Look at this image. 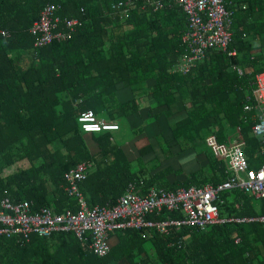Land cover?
I'll use <instances>...</instances> for the list:
<instances>
[{"label":"trees","instance_id":"trees-1","mask_svg":"<svg viewBox=\"0 0 264 264\" xmlns=\"http://www.w3.org/2000/svg\"><path fill=\"white\" fill-rule=\"evenodd\" d=\"M117 1L0 0V28L7 32L0 34V199L27 200L33 210L74 212L77 206L65 191L63 175L88 160L95 166L79 182V190L90 207L115 202L131 182L140 188L156 186V176L144 175L142 166L138 169L142 156L133 164L113 130L88 133L78 122L87 109L117 120L118 125L119 119L136 113L133 99L117 100L118 84L133 92L152 80L149 91L159 106L167 107V118L176 98L187 105L186 116L169 126L170 140L192 143L213 133L222 144L227 141L224 127H236V141L245 142L249 165L263 163L260 141L251 132L256 101L246 95L255 86L254 74L264 70V58L251 44L255 36L264 35V0H234L230 43L225 50H208L185 74L173 72L174 62L184 52L181 39L188 23L181 7L171 2L153 12L143 7L145 0H131L129 17L120 20L104 11ZM49 3L61 5V17L79 16L83 24L66 41L35 47L28 30ZM231 49L237 51L235 56L227 54ZM149 150L143 147L139 154ZM208 167V172L200 169L189 179L206 173L207 182L215 186L229 180L215 156L208 157ZM169 171L165 168L159 177ZM190 180L168 186L187 188ZM219 197L220 216L264 215V197L257 199L236 188ZM175 214L164 211L150 217ZM115 236L104 256L90 252L87 242L72 231L48 238L32 234L27 242L0 236V264H264V224L259 222H225L202 231L180 227L167 235L126 229Z\"/></svg>","mask_w":264,"mask_h":264},{"label":"built area","instance_id":"built-area-1","mask_svg":"<svg viewBox=\"0 0 264 264\" xmlns=\"http://www.w3.org/2000/svg\"><path fill=\"white\" fill-rule=\"evenodd\" d=\"M173 2L181 7L186 15L187 29L182 35L184 52L174 62L173 72L187 73L202 61L208 50H225L231 41V26L237 4L234 0H145L143 7L157 11ZM109 15L126 19L133 3L120 0L108 5ZM245 8V5H242ZM61 5L49 3L39 12L38 17L29 27V34L35 47L45 46L52 41L63 42L71 38L75 30L83 24L81 17H61ZM81 16L85 9L80 8ZM0 34L6 36L5 29ZM237 51L227 52L235 56ZM239 75L242 70L233 66ZM254 88L247 98L256 101L254 122L251 126L253 135L259 139L258 154L264 155V71L254 74ZM248 93V92H247ZM246 105L245 109L250 110ZM84 132L116 129L117 126L97 118L90 109L84 110L78 117ZM207 145L213 155L222 161L229 180L212 185H191L176 190L149 187L143 190L134 183H129L124 192L115 200L103 205L88 206L79 190V182L87 172L94 168L93 161H82L64 173V186L68 196L74 198L77 209H67L56 213L51 208L41 207L33 210L27 200L13 202L9 197L0 199V236L18 237L22 242L29 241L32 234L48 238L54 233L72 231L87 242V249L97 256H104L111 249V236L116 231L149 229L160 235H167L180 227H195L200 231L214 224L225 222H259L264 224V215L220 216L218 205L222 203L219 195L222 191L239 189L243 193L258 198L264 197V162L259 167H251L245 156V143L238 140L231 143H218L214 135H207ZM178 213L161 219V212ZM183 243L179 238L177 245Z\"/></svg>","mask_w":264,"mask_h":264},{"label":"crops","instance_id":"crops-1","mask_svg":"<svg viewBox=\"0 0 264 264\" xmlns=\"http://www.w3.org/2000/svg\"><path fill=\"white\" fill-rule=\"evenodd\" d=\"M251 44L254 47L253 51H255L257 55H261L264 58V35L255 36L254 39H251ZM153 83L154 82L152 80H148L146 84L141 88L135 87L136 89L133 92L130 90V88L124 87L121 84H118L117 86V90H116L117 100L119 102H126L127 100L133 99V103L138 107L136 113L129 115L125 120L126 125L128 124V127L132 129V131H134V136L131 139L132 141H130L129 145L127 143L124 146V149H126L127 152H129L128 157L133 161L132 162L133 164H136L135 159L137 158V156L138 159H141L140 156H142L141 160L143 164L139 165L138 163V169H142L140 167L142 166L144 169L143 171L144 175H146L147 177L149 176L157 177L156 180L157 183L154 184L156 186H152V187H162L165 189H170L169 186H171L172 184L174 183L178 184L188 181L190 180L189 178L192 174H194V172L200 169H204L205 167H208V157L206 156L205 153H200L201 151L199 150H198L199 154L196 153L197 149H199V146L198 143L194 141L192 142L194 145L191 143V148L196 145L197 146V148L195 146L196 150L195 148L191 149L189 146L188 149L191 150L189 151L185 149L187 150L188 153L185 155L186 152H183L184 157L182 160H180L176 164L175 162H172V164L168 163L170 156H173L174 153L180 154L183 151L181 147L178 148L179 146L178 143L175 144V141L170 140L171 134H170L169 126L170 124L173 125L175 121H179L186 116L187 113L185 109L187 105L185 106L182 100L176 98V101L174 103L175 105L171 107L172 109L171 113L167 118L166 116L167 107L159 106L156 103L155 98L153 97L151 91H149V86L152 85ZM118 130L119 128L113 131H118ZM207 135L209 136L214 134L209 133ZM138 140L139 141L143 140V141L139 143ZM146 146L149 147L150 149L149 152L140 155L139 154L140 150ZM163 146L170 147V149L166 151L163 149ZM245 148H246V144L244 147V151ZM197 155H201V156L197 157ZM165 168H170V171L163 177L162 176L159 177L161 172L164 171ZM205 172L208 171L206 170ZM205 176L206 173L203 174L202 176L199 175L196 178L191 179L190 186L197 185L198 181L204 179ZM205 178L206 180H204L203 183H201V185L210 183L207 182L208 177L206 176ZM146 188L149 187L147 186H144L143 188L141 187L142 190H145ZM256 198L260 199L258 197ZM258 204H259V200H256L255 201L256 208H258ZM243 223H251V222H243ZM114 236L115 235L111 236V238L113 239ZM116 240L117 239H115L114 242H116ZM114 242H112V244ZM235 242H239V238H236Z\"/></svg>","mask_w":264,"mask_h":264},{"label":"rangeland","instance_id":"rangeland-1","mask_svg":"<svg viewBox=\"0 0 264 264\" xmlns=\"http://www.w3.org/2000/svg\"><path fill=\"white\" fill-rule=\"evenodd\" d=\"M97 117H98V119H102L103 121L115 124L117 126V128L111 129V130H117L119 128L118 131H111V133L114 136L115 141L118 144L123 145V146H125L127 143L129 145L130 141H132L131 139L134 136V131H132V129H130L128 127V124L126 125L125 119H119L118 122L120 125H118L117 123H114V122H117V120H115L113 122L109 121L106 118H104V115H102V114L98 115ZM224 131H225L224 135L226 137L225 140H227L225 143H231V142L236 141V138L238 137V129L236 127L235 128H228L227 126H225ZM143 140H141V141L138 140V141H139V143H141ZM206 140H207L206 135H204L203 138H196V142L198 143V146H199V149H197L196 153L199 154V151H201L200 153H205L206 156H208L209 158L212 159V157H214V155H213V152L211 151V147L209 145H207ZM176 143H178L179 146H182L183 151L180 154L174 153L173 156H170V159L168 160V163H170V164H172V162H175V164H176L177 162L182 160L184 157L183 152H186L185 153V155H186L188 153L187 150L190 151L192 148H195V146H196L195 145L191 148V141H189L188 139L186 140L184 138L177 139L175 141V144ZM128 145H127V147H128ZM179 146H178V148H179ZM189 146L191 149H188ZM196 148H197V146H196ZM196 148H195V150H196ZM163 149L168 151L170 149V147L163 146ZM185 149H187V150H185ZM195 150H193V151H195ZM199 156H201V155H197V157H199ZM195 158H196V156H195ZM22 165H24V164H22ZM14 168H15V166L9 168L6 171L9 172L10 170H13ZM206 168L208 169L209 167H205L203 170L206 171ZM181 173H183V172H181ZM114 238H115V236L113 237V239L111 238V241H110L111 244H112V242L115 241L116 238L115 239ZM147 246L149 247L148 244H147Z\"/></svg>","mask_w":264,"mask_h":264},{"label":"clouds","instance_id":"clouds-1","mask_svg":"<svg viewBox=\"0 0 264 264\" xmlns=\"http://www.w3.org/2000/svg\"><path fill=\"white\" fill-rule=\"evenodd\" d=\"M88 133H91V132H88Z\"/></svg>","mask_w":264,"mask_h":264}]
</instances>
